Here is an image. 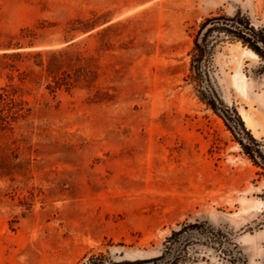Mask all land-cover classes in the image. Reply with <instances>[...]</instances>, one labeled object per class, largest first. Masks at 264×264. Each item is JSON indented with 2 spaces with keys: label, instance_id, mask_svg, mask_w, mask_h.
Masks as SVG:
<instances>
[{
  "label": "rangeland",
  "instance_id": "374dc122",
  "mask_svg": "<svg viewBox=\"0 0 264 264\" xmlns=\"http://www.w3.org/2000/svg\"><path fill=\"white\" fill-rule=\"evenodd\" d=\"M237 13L264 29V0H0V45L74 44L14 81L32 113L0 126V264H264L263 170L239 143L264 153V59L221 36L192 66L201 24Z\"/></svg>",
  "mask_w": 264,
  "mask_h": 264
},
{
  "label": "trees",
  "instance_id": "16d2710c",
  "mask_svg": "<svg viewBox=\"0 0 264 264\" xmlns=\"http://www.w3.org/2000/svg\"><path fill=\"white\" fill-rule=\"evenodd\" d=\"M221 36L241 42L264 59V29H255L247 17L237 13L230 18L224 16L208 18L201 24L194 40L193 69H200L203 63L211 57ZM73 46L72 43L60 50L38 49L39 47L35 46L33 41L26 46L20 43L0 45V76L5 73L9 79V83L0 90L1 127H10L13 123L27 118L32 113L29 103L23 99L22 88L14 83L15 79L17 78L21 84H24L26 81L32 80L33 77H49V73L52 74L67 64L63 58ZM79 78V75L76 76L74 82L70 76L62 78V83L57 82V86L52 88V92L63 86L67 90L72 89L75 83L79 82ZM47 89H49V84ZM207 104L216 110L215 101L210 100ZM239 143L253 164L263 170L260 174L264 176V153L261 145L252 137L248 143H244L243 140H240ZM260 197L264 201V187ZM198 226V224L192 225V227ZM188 227L191 226L184 229ZM184 229L173 233L170 238L171 245L179 239L185 231Z\"/></svg>",
  "mask_w": 264,
  "mask_h": 264
},
{
  "label": "bare ground",
  "instance_id": "6f19581e",
  "mask_svg": "<svg viewBox=\"0 0 264 264\" xmlns=\"http://www.w3.org/2000/svg\"><path fill=\"white\" fill-rule=\"evenodd\" d=\"M245 53H248L255 58L258 57L256 53H254L252 50H249V49H246ZM233 83H234V86H236V88H238L241 91H245L247 88L246 77L241 72L235 73V75L233 76Z\"/></svg>",
  "mask_w": 264,
  "mask_h": 264
}]
</instances>
